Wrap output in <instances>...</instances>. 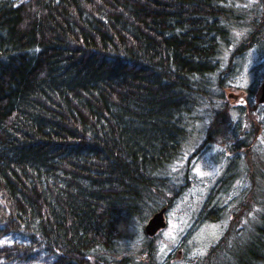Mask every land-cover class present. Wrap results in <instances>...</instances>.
<instances>
[{"label": "trees", "instance_id": "1", "mask_svg": "<svg viewBox=\"0 0 264 264\" xmlns=\"http://www.w3.org/2000/svg\"><path fill=\"white\" fill-rule=\"evenodd\" d=\"M261 8L0 0V264H264V167L245 165L264 130ZM232 88L250 110L229 104ZM207 153L226 167L160 256L145 225Z\"/></svg>", "mask_w": 264, "mask_h": 264}, {"label": "rangeland", "instance_id": "2", "mask_svg": "<svg viewBox=\"0 0 264 264\" xmlns=\"http://www.w3.org/2000/svg\"><path fill=\"white\" fill-rule=\"evenodd\" d=\"M261 10L264 13V9L261 8ZM250 80L251 78L246 77V82H250ZM259 87L261 88L260 85ZM260 88H258L257 90V92L259 93H260ZM226 92H227V98H228L229 104L232 107L237 106V105H244L246 109L250 110L251 106H250L249 101L247 100V95L245 92L238 91L234 88L228 89ZM254 99L255 100L258 99L257 94ZM253 109L255 110V113L257 114H259V112H256L257 109L261 112H264V106H262L261 108L255 107ZM261 133H262V135L260 136L261 142L258 143L260 146L252 147L250 152L246 153L245 155L246 156L245 158L246 166L250 165V167L252 168H254L255 166L258 168L264 167V155H263L264 151H262L264 150V130L261 131ZM214 151L216 152V150ZM199 162L200 163H197L191 172L195 181L191 183L190 189L179 199V201L177 202L174 208H172L169 212L165 211L166 226L164 228H161V230H159L161 232L158 234V237H157V243L160 244V248H161L160 256L164 254H168V252H170L174 248V246L177 245L179 236L181 237L186 232V228H188L187 226H189L190 218L186 219L187 220L186 223H184V221H181L182 218L180 219L182 211L185 210L186 212H188L190 216L195 214L198 211L199 206L202 203V201L205 200L206 195L209 193L211 187L215 184L216 180L221 176L223 168L226 167V165L217 166V164L214 163V161H211V154L209 153L202 156ZM255 162L258 165H255ZM257 186L255 188H257ZM239 192H241V190H239ZM255 192L256 190H253V193L251 192L250 195L248 194L246 195V197H248L246 201H249L250 205H253L254 201L260 200L259 196H255L256 194ZM257 209L258 207L254 205L252 207V210L248 212V216L246 214L245 216L246 219L244 218V221H243L244 226L249 222L250 218L255 214ZM220 231H221L220 225H217V224L207 225L202 230V232L199 234V237H200L199 240L204 241L202 243L206 244L208 240H214L215 238H217L220 235ZM181 255H182L181 253L176 254L175 256L176 259H181L182 258Z\"/></svg>", "mask_w": 264, "mask_h": 264}, {"label": "water", "instance_id": "3", "mask_svg": "<svg viewBox=\"0 0 264 264\" xmlns=\"http://www.w3.org/2000/svg\"><path fill=\"white\" fill-rule=\"evenodd\" d=\"M258 101L263 103L264 102V80L261 84L260 93L258 96ZM165 211L166 208H162L158 212H156L152 218L148 221L145 225L144 232L148 236L155 235L161 228L166 226L165 221Z\"/></svg>", "mask_w": 264, "mask_h": 264}, {"label": "snow or ice", "instance_id": "4", "mask_svg": "<svg viewBox=\"0 0 264 264\" xmlns=\"http://www.w3.org/2000/svg\"><path fill=\"white\" fill-rule=\"evenodd\" d=\"M236 35H237V36H239V35H240V33H236Z\"/></svg>", "mask_w": 264, "mask_h": 264}, {"label": "bare ground", "instance_id": "5", "mask_svg": "<svg viewBox=\"0 0 264 264\" xmlns=\"http://www.w3.org/2000/svg\"><path fill=\"white\" fill-rule=\"evenodd\" d=\"M161 230V229H160Z\"/></svg>", "mask_w": 264, "mask_h": 264}]
</instances>
